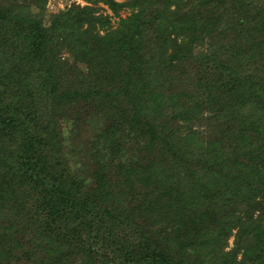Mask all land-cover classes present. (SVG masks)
<instances>
[{"label": "trees", "instance_id": "1", "mask_svg": "<svg viewBox=\"0 0 264 264\" xmlns=\"http://www.w3.org/2000/svg\"><path fill=\"white\" fill-rule=\"evenodd\" d=\"M200 3L179 56L136 41L138 15L110 44L87 6L45 26L0 4V264H198L193 245L200 264H264V0ZM77 105L108 119L93 145L114 181L64 161L57 116Z\"/></svg>", "mask_w": 264, "mask_h": 264}, {"label": "rangeland", "instance_id": "2", "mask_svg": "<svg viewBox=\"0 0 264 264\" xmlns=\"http://www.w3.org/2000/svg\"><path fill=\"white\" fill-rule=\"evenodd\" d=\"M48 1H51V3L49 7H46ZM162 1L163 0H46L43 2V0H0V4L3 3L4 5H8L9 3H14L15 5H23L25 6L24 8L30 5V8L37 15L44 14L42 21L45 26H48L50 21H53L54 17L52 15L54 14L70 9L75 6V4H78L82 8L87 6L92 10V15L96 18L91 25L86 23L83 29L90 33L104 36V40L110 42V44L124 41L122 32L127 31L129 25L131 27L132 20L130 18L138 15V18L135 19L133 23V29L130 28L131 34L134 36L133 38L140 42L150 41L153 44H164L165 49H167L169 53L177 52L179 56L184 49L179 51V46L180 48L184 47L182 42L188 39L189 32H191L192 29L191 27L197 23L196 17L198 14L196 13V6L199 4L203 9H207V6L206 4L200 3L203 2V0H175V2H171L172 4L169 6L171 12L165 13L166 8L164 7H168V4H163ZM190 1L195 2L189 4ZM127 24L129 25L127 26ZM184 25L189 26L187 27ZM126 26L128 29H126ZM140 32L142 34H140ZM222 40L224 39L215 36L214 44L219 46ZM160 41L165 43H161ZM206 42L208 41L199 43L198 47L206 48ZM144 44L150 43L147 42ZM61 53L64 57H70L69 59L73 62L74 58L67 50H61ZM78 65L83 70L86 69L84 64L78 63ZM42 110L45 112L44 108H42ZM97 111L99 110L94 107L86 110L84 106L77 105L67 109L63 115L57 116L59 119L58 126L61 132H64V137L62 138V154L67 167L74 176L85 178L87 179L86 182H89L91 179L93 180V178L90 177L91 174L97 178L101 175H109L111 181H114L116 179L115 173L111 171V168L107 169V167H105L104 162L101 161V155V157L95 156L97 155V151L93 143L97 141V133H99L108 122L106 117L101 119L97 115L93 116ZM216 134L217 132L215 135ZM213 135L214 134H212V136ZM215 135L213 139L217 137ZM111 137L112 139L109 138L107 144H110L111 141L114 140L115 135L112 134ZM117 139L120 141L122 138L120 136ZM200 140L209 142L208 135L205 136V138L198 135L195 142L189 146L191 147V149H189L191 159L194 157V159H198L200 150L198 141L200 142ZM132 143V139L128 140L125 148L132 145ZM158 149L159 148H157L156 151ZM95 151L96 153L94 154ZM104 151L106 150L104 149ZM211 151L214 155L219 153V150L212 145ZM158 154L160 155V150L156 153L157 158L160 157ZM0 170V176H2L3 167L2 169L0 167ZM182 178L183 183H185L186 179L184 175ZM203 186L202 183L197 182L196 192L198 194H202ZM258 195H264V189ZM257 199H259L260 204L264 206V196ZM233 241L234 237L231 236L228 239V246L226 249L232 247ZM187 253L190 261L194 260L200 264L198 261H201L205 252L201 253L199 250L195 249V245H193L187 250ZM238 258H240V254H238Z\"/></svg>", "mask_w": 264, "mask_h": 264}]
</instances>
